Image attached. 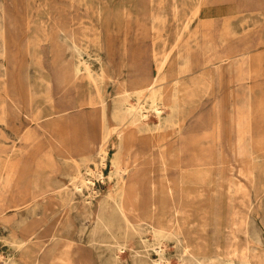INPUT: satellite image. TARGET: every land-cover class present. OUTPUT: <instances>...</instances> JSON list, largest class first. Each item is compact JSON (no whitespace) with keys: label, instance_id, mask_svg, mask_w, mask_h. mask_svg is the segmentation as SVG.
<instances>
[{"label":"rangeland","instance_id":"obj_1","mask_svg":"<svg viewBox=\"0 0 264 264\" xmlns=\"http://www.w3.org/2000/svg\"><path fill=\"white\" fill-rule=\"evenodd\" d=\"M201 2L197 14L191 16V21L188 22L190 24L184 28V21L186 17L192 14V8L197 0L195 3L194 0H0V87L12 95L19 106L16 109L9 104L0 109V148L19 146L20 142L23 141L21 136L24 134L31 135L34 145L29 153L15 154L11 157V162L17 167L16 187L12 188V195L7 196L6 203L8 202L7 204L10 206L17 204V206L9 208L0 216L2 219L0 234L4 235L6 240L13 238L9 229H15L17 232L22 231L31 221L39 220L41 211L45 207V203L40 205L37 209L39 215L37 211L30 212L28 210V203L30 204L31 201L29 189L31 188L32 173L39 170L29 166L28 162H32L37 156L52 155L58 168L55 177L60 179L58 185L62 184L61 188L72 187L71 180L74 179L73 175L78 171H81L84 176H88L85 171V159L90 151L88 144L91 138L90 134L102 122L92 110V103H90L91 105H81L83 99L99 101V98L95 93L97 92L96 85L78 79V73L75 72L76 67L74 68L73 65V56H78V53L75 54L77 49H74L73 42L76 45L80 43L78 49L83 56L87 55L86 52L91 54L99 88L110 107L106 124L112 127L118 124V121L113 119L110 114L112 105L116 104L112 102L116 83L115 81L111 83L108 77L103 79L96 53L102 48V52L110 62V66L108 65L105 70L111 77L121 78L122 74L130 68H136V72L149 75L156 68L159 52L164 47L163 43L173 41L179 33V35L181 34L179 44L186 41L190 47L193 46V52L197 56L203 48L204 37L208 49L214 53L225 56L226 54L245 52L238 56L241 59V72H239L241 80L237 78L238 71L236 69L228 70V65L223 63L220 68L218 64L210 65V71L214 78L208 89L197 86L192 80L188 79L187 81L188 86H191L190 88L197 94V99L190 103L185 111L182 128L177 133V144L182 142L185 137L204 140L203 154L209 159L208 162L211 161V164L209 162L211 172L204 178L206 187L202 191V195L188 201L184 211L177 213L178 218L182 221V227L180 229L174 228L173 237L171 238V235L163 240L165 255L163 254L164 258L161 264H200L202 262V264H222L225 261V264H247L246 260L255 264L251 259L253 256L254 258L264 256V177H262L264 175V0H202ZM173 4L175 5L174 8ZM157 15L162 18L158 19ZM160 20L163 22H158ZM73 33L74 37L80 38H82L83 33H86L90 38L89 49L84 48L81 39H74ZM164 37H166L165 40ZM221 38L222 40H220ZM184 53L185 51L182 52L183 55L186 54ZM258 54L259 56H257ZM194 71L198 73L197 68ZM100 77L102 78L100 79ZM58 80L63 81L65 85L68 84L67 87L58 86ZM46 81L51 89L52 102L55 105L69 101L73 97V99L75 98L74 101L77 102V107L68 108V113L61 112L62 115L58 117L52 102H44V97L41 96L46 89ZM25 83L35 85L33 87L35 95L32 100L34 101L33 109L31 110L27 108V104L19 95L18 88ZM79 90L83 92L78 93ZM106 91H108V95ZM77 93L78 95H76ZM2 100L3 97L0 93V103ZM130 100L135 101L134 97H131ZM217 101H223L220 106L221 115L214 109ZM241 107H246L249 110L251 136L246 137L244 134L242 145L237 147L233 145L236 138L235 132L232 129L227 130V120L232 109L236 110ZM34 110L43 114L39 125H37V121L27 118L26 113ZM46 113H49L48 116ZM55 119H59L60 126L56 129L49 128ZM5 122L7 123L5 124ZM113 135L115 134L113 133ZM114 138L111 140L117 141ZM166 146L167 144H165ZM127 147L129 148L128 152L116 150V148L111 150V153L116 151L117 156L120 157L117 166H122L126 162L127 164L130 163L131 168L128 175L125 176L126 180L128 182L135 180L134 182H140L141 185L146 186L148 179L143 176L142 170L135 167L133 158L138 152H150L151 150L143 144L131 143L129 140H127ZM249 154L256 156L252 172L250 167L245 164V158H240ZM126 157L128 160L124 159ZM3 172L5 173V169L0 168V173ZM218 173L223 174V177L230 181L227 182L223 179L219 182L215 180L214 177L218 176ZM120 177V175L113 173L110 180L104 179L102 181L99 179L91 188H83L81 192L74 191L67 212L62 219L60 218V222L56 223V237L44 239L40 249H38L39 256H42L44 250L54 241L70 242V250H75L82 245H90L94 235L98 247V250H95L103 257H111L110 255L114 253V248L119 242L123 245L121 256L127 258L130 263L135 253L136 256L141 255L147 259L143 260L144 264H158L153 262L158 257L157 253L150 250V246H145L140 239V235L143 234L151 240L153 238L152 231L146 229L143 231L144 233H138L131 229L125 237L124 231L128 227L121 219L115 205V200L118 199L119 184L122 181ZM39 186V189L44 187L43 181L39 182ZM147 203L148 195L142 194L138 200L139 206L141 205L140 207L143 209ZM59 208V204L53 203L45 211L44 219L47 224L56 221ZM108 210L110 213H107ZM172 212L169 211L168 214L171 219L175 218L176 215L175 212ZM104 213L106 214L105 217L111 214L115 218V220L110 219L112 223L109 220L111 224L107 225L108 228L100 225L99 222ZM130 219L131 223L136 226L135 216L131 215ZM98 223L99 225L96 226ZM78 230L79 232H77ZM241 243L245 246L241 247ZM107 245L109 246L108 249ZM182 246L183 249L181 250ZM251 247L254 248V252ZM147 249L149 255L145 254ZM0 251L4 256L10 252V246L3 242V239H0ZM182 251L184 254L181 253ZM54 254L60 256L61 253L56 249ZM108 254L110 255L108 256ZM210 254L216 258H210L212 257ZM202 255H204L203 260L201 259ZM81 263L92 264L88 246L83 249Z\"/></svg>","mask_w":264,"mask_h":264},{"label":"bare ground","instance_id":"obj_2","mask_svg":"<svg viewBox=\"0 0 264 264\" xmlns=\"http://www.w3.org/2000/svg\"><path fill=\"white\" fill-rule=\"evenodd\" d=\"M201 1L202 0H197V3L192 8V14L190 16L186 17V20L184 21V28H186L188 22L191 21V16L197 14V11L201 7V3H202ZM194 3H195V0H194ZM174 7H175V5L173 4V8ZM184 12H185V10H184ZM157 16H158L157 17L158 19L162 18V17H160V15H157ZM227 20H228V18H227ZM158 22L162 23L163 21L160 20ZM224 25H221V26H224ZM227 26H226V28H227ZM196 29H197V27H196ZM204 29H206V28L204 27ZM143 30H144V28H143ZM140 31H142L141 28H140ZM195 32H197V31H195ZM239 34H240V32H239ZM74 36L75 35L73 33L72 37H74ZM81 36H82V38L74 37V39H76V38L81 39L83 44H84V48L89 49L90 38L87 36L86 33L85 34L83 33ZM180 36H181V34L179 35V33H177V35L173 39V41L163 43L164 47L159 52V58L157 61L156 68L149 75H144L140 72H136L135 71V70H137L136 68H130L126 72H124L125 75L122 74L123 76L121 78L111 77V75L107 72V70H105V68L108 67V65L110 66V62H109L107 56L102 52V50H101L102 48L99 49L98 53H96L97 58H99V62H100L99 66L101 68V72L103 73V76H102L103 79H104V77L105 78L108 77L111 83L113 81H115V83H116V86H115L116 91L112 97V102H114L116 104L112 105V107H111L112 109L110 111L111 112L110 114H111L113 119L118 121V124L116 126H112V127L108 126L106 124L107 113H108V109L110 107L108 106V102L104 98V94H102V91L99 88L97 74L95 72V69L93 68V62L91 61V54H90V52H86L87 55L83 56L81 51L78 49V46L80 43L78 45H76L75 42H73L74 43L73 44L74 49L75 50L77 49L76 51L74 50L76 52L75 54L78 53L77 54L78 56H76V55L73 56V65H74V68L76 67L75 72L78 73V74L76 73L78 75V79H80V81L90 82V83H92V85L93 84L96 85V89H97L96 91L97 92H95V93H97V97L99 98V101H93L91 99H83L81 101V105H87V104L91 105L90 103H92V107H93L92 110L95 112V114H97L99 116V118L101 119V122H102L100 124V126L96 130H94L92 134H90L91 138H90V141L88 142V144L90 146V151H89V154L87 155V157L85 159V161H86L85 171L88 173V176L87 175L84 176V174H82L81 171H78L75 175H73L74 179L71 180L72 187L61 188L62 184L60 186L58 185V183L60 182V179H57V177H55V174L57 173L58 168H57V165L55 162V158L52 155H50V154L45 155V157L43 155L37 156L35 158V160H33L32 162H28L29 166L39 169L38 171H33V173H32V179H31V183H30L31 188L29 189L30 195H31V201H30V204L28 203V205H29L28 210H30V212H32V211L36 212L37 209L40 207V205H42L43 203H45V207H44L43 211L40 210L41 216L39 217V220L31 221L27 226L24 227V229H22V231L20 230L19 232H17L15 229H9L8 228L9 233L12 234V236H13L12 240H6L5 236L0 234V239L1 240L3 239V242L7 243L10 246V252L8 253L7 256L2 255V253L0 251V264H82L81 261H82V257H83V249L85 248V246H88V249L90 251L92 264H144L143 260H145L146 258H144V256L141 257V255L136 256L135 253H134L133 257L131 256L132 257L131 263L127 260V258L122 257L121 253H122L123 245L120 244L119 242H117V246L114 248V250H115L114 253L112 255L108 254V256L110 255L111 257H105V256L103 257L102 254L100 255V253L95 250V249L98 250V247L95 243L94 235L91 238L90 245H82L80 248H77L75 250H70V242L54 241L53 244H49L47 249L44 250L42 256H39V254H38V249H40V247H41V245L44 242V239L46 237L51 238V239L56 237L55 236V233L57 232V228H56L57 224L56 223H58V221L60 222V220L64 217L65 213L67 212L68 205L70 204V201H72V199H73V192L76 190L81 192L83 190V188H85V189L91 188V186L94 185L95 181L99 180V179H102V181L104 179L110 180L111 175L113 173L114 174L116 173L118 176L120 175L121 176L120 178L122 180L119 184L120 186H119V192H118V199L115 200V203H116L115 205L117 207L116 210L119 213L121 219L123 220V222L128 227V229H125V231H124L125 237H127L128 233L131 229H133L134 231L136 230L138 233H144L143 231L146 229L152 231V237L153 238L151 240L147 239L143 234L140 235V239L145 246L146 245L150 246V250L157 253L158 257L155 260H153V262L158 263V264H161L163 262V258H164L163 257L164 247L162 244L163 240L168 238L172 234H174L173 233L174 228L180 229L182 227V221L178 218L177 213H182L184 211L186 203L188 201H190L191 199H194V198H198L202 195V191L206 187L205 183H204V180H205L204 178L207 174H209L211 172L210 166H209V162L211 164V161L208 162L209 159H207L203 154L204 140H200V139H197L195 137H188V138L185 137V138H183L182 142H179L177 144V141H178L177 140V133L182 128V125H183L182 120H183V116L185 114V111H186L188 105L197 99V94L195 93V91L192 88H190L191 86L190 87L188 86L187 81H188V79L192 80V82H194L197 86L208 89V87H210L212 85V81L214 78V75H212V73L210 71V65L211 64H218V66L220 68L221 64H223V63H226V65H228V70L229 69H232V70L236 69L238 71V76L237 75L236 76H237V78H240L239 72H241V59L238 56H240L242 53L245 52V51H241V52H237V53L226 54L225 56L214 53L208 49L209 47H208V44L206 43V39L204 37L203 38L204 41L202 43L203 48H202L199 56H197V54L195 55L193 52V49H192L193 46L190 47V45L186 41L179 44V41L181 38ZM140 37H141V35H140ZM83 38H85V39L83 40ZM165 38L166 37H164V40H165ZM185 39H187V38L185 37ZM220 40H222V38ZM260 43H262V42H260ZM70 48H72V47H70ZM184 51L186 53V54L184 53L185 55L182 54V52H184ZM154 53L156 54L157 52H154ZM96 55H95V53L93 54L94 59L96 58ZM257 56H259V54ZM69 58H70V55H69ZM68 68H69V66H68ZM195 68L198 69V73H196V71H194ZM255 69H257V68H255ZM229 73H230V71H229ZM43 75H44V73H43ZM64 75H65V73H64ZM102 77H100V79ZM244 77H242V78H244ZM240 80H241V78H240ZM100 82H102V81H100ZM38 84H39V82H38ZM45 85H46V89L43 92V95H41L42 97H44L43 101L44 102H52L51 89L49 88L47 81H46ZM67 85H65L63 83V81L58 80V86L67 87ZM84 85H85V83H84ZM34 86L31 84L25 83V84H22L18 88L19 95L24 100V103L27 104L26 105V106H28L27 108H29L30 110L33 109L32 105H33L34 101H32V100H33V97L35 96L34 95V88H33ZM85 88H86V86H85ZM80 91H82V90H79L78 93H80ZM35 92H37V91L35 90ZM107 92L108 91H106V94H107ZM0 93L2 94V97H3L2 103H0V109L4 108V105L8 106L9 104H10V106L15 107L16 109L19 108V106L15 102L13 96L8 94V92L5 89L3 90L0 87ZM78 93L76 95H78ZM39 94H37V95H39ZM19 95H17V96H19ZM14 97H16V96H14ZM131 97H134L135 101L133 100V102H132L130 100ZM74 99L72 97L71 100L60 102V103H57L56 105L52 102L54 108L56 109V111L58 113V117H60L62 115L61 112H67L68 108L77 107V105H76L77 102H75ZM243 99H246V98H243ZM223 101H224V99H223ZM94 102H96L97 105ZM222 102L217 101L216 105H214V109L216 110V112H219V114H220V106H221ZM21 104H22V102H21ZM21 106H23V105H21ZM39 106H40V103H39ZM242 106H243V104H242ZM84 107H87V106H84ZM22 108H20V109H22ZM5 112H6V109H5ZM212 112H214V111H212ZM225 112H226V110H225ZM80 113H81V111H80ZM48 114L49 113H46V116H48ZM8 115H9V113H8ZM26 115H27L28 120L30 119V120L37 121V125L40 124V119L43 116V114L40 111H35V110L26 113ZM50 115H51V113H50ZM215 116L217 117V115H215ZM214 120H215V118H214ZM217 122H218V120H217ZM6 123L7 122H5V124ZM227 125H228L227 130L232 129L235 132L236 138L234 140L233 145L240 147L242 145V140H243L242 136L244 134H246L245 135L246 137L251 136L250 113H249L248 108L241 107V108H238L236 110L232 109L231 113L229 114L228 120H227ZM59 126H60L59 119H55L51 122V126L49 128L56 129ZM113 133L115 135H113ZM208 134H210V133H208ZM111 138H114V140H117V141H113V140H111ZM21 139L23 141L20 142V145L18 144L19 146L13 145L10 148H5V149L0 148V168L5 169V173L4 172L0 173V216L3 215L9 208H11V207L15 208V206H17V204L10 206L9 204H7L8 202L6 203L7 196L9 194L12 195V188L14 186L16 187L15 177H16L17 167H16V165H14L11 162V157L15 154L29 153L31 147L32 146L34 147V145L32 144L31 135L24 134L21 136ZM127 140H129L131 143L138 142L139 144H143L144 146H146L147 148H149L151 150L150 152H142L140 150L141 152L136 153L134 155V158H133V162L135 163V167L137 169L142 170L143 176L148 179L146 186L141 185L140 182H134L135 180H133V182H128L126 180L127 178L125 176L128 175V172L131 168L130 163L127 164V162H126L122 166H117L118 159H120V157L117 156L116 151H114V153H111V150L114 148H116V150L120 149L122 151L128 152L129 148L127 147ZM165 144H167L166 147H165ZM250 153H254V152L252 151ZM25 155H27V154H25ZM255 157L252 154H249L245 157H240L242 159L245 158V161H246L245 164H247L250 167L251 172H252V167L254 164ZM208 158H209V156H208ZM124 159L126 160L127 157ZM64 160H66V159H64ZM32 164H34V165H32ZM213 176H215V175L213 174ZM247 177H249V176H247ZM258 177H259V175H258ZM262 177H264V175H262ZM24 179H26V178H24ZM214 179L218 180V181L223 180V179H225L227 182L230 181L229 179L224 178L223 174H221V173H218V176L214 177ZM40 181H43V184H44V187L41 189H39V187H40L39 182ZM211 183H212V181H211ZM218 189H219V187H218ZM111 191H113V190H111ZM244 192H246V191H244ZM107 193H110V192H107ZM113 193H114V191H113ZM21 194H23V193H21ZM142 194L148 195L147 206H145L143 209L140 207L141 205L139 206V204H138L139 197ZM15 195H17V194H15ZM11 197H13V196H11ZM14 198H15V196H14ZM8 199H9V197H8ZM13 200H15V199H13ZM16 200H18V199H16ZM100 201L102 203V200H100ZM53 203L59 204L60 208H59L58 213L56 214V219H55L56 221L53 223L47 224L46 220L44 219L45 218L44 217L45 211L48 210L50 208V205H52ZM18 207H20V206H18ZM112 210H113V208H112ZM169 211H171V212L173 211L176 213L175 218H173V219L170 218V216L168 215ZM226 211H228V210H226ZM98 212H100V211H98ZM37 213H38V211H37ZM101 213H102V211H101ZM107 213H110V211ZM53 214H54V212H53ZM89 214H91V213H89ZM98 214L100 215V213H98ZM226 214H227V212H226ZM38 215H39V213H38ZM105 215L106 214L104 213L103 217L101 216V219L99 221L100 225L107 226L110 223V221L112 223V220H110V219H112L113 216L111 214H108L105 217ZM131 215L135 216L134 222H135L136 226L133 225V223H131V219H130ZM51 216H52V214H51ZM97 217H99V216H97ZM214 218H215V216H214ZM113 219L115 220V218H113ZM121 219H120V221H121ZM1 221H2V219L0 217V223H1ZM244 221H245V218H244ZM42 222H44V223L42 224ZM94 222H96V221H94ZM23 223H25V222H23ZM84 225H86V224H84ZM98 225H99V223L96 226H98ZM220 226H221V224H220ZM106 228H108V226ZM106 228H105V230H106ZM101 229H103V228H101ZM79 230L77 232H79ZM82 230H84L83 227H82ZM105 230H104V232H105ZM110 230H111V226H110ZM235 231H236V229H235ZM246 231H247V229H246ZM104 232H103V234H104ZM109 232H111V231H109ZM179 232L182 233L181 231H179ZM145 233H147V232H145ZM79 235H80V233H79ZM98 236H100V235H98ZM101 236H104V235L101 234ZM106 236H108V235H106ZM172 237H173V235L171 236V238ZM178 239H180V238H178ZM202 239H203V237H202ZM252 239H253V237H252ZM106 242H108V241L106 240ZM248 242H249V240H248ZM180 243H182V242L180 241ZM215 245H217V244L215 243ZM240 245H241V247L245 246V245L243 246L242 243ZM250 245H251V243H250ZM205 246H206V244H205ZM108 247L109 246L107 245V249H108ZM56 249L61 253V254H59L60 256L54 254V250H56ZM182 249H183V246H182L181 250ZM231 249H233V248H231ZM253 249L254 248L251 247L252 251H253ZM188 250H189V247H188ZM240 250H241V248H240ZM148 251L149 250L147 249L145 252L146 255H149ZM181 253H183V251ZM235 253H236V251H235ZM217 254H214V255H217ZM197 255H200V254H197ZM252 255H255V254H252ZM203 256L204 255L201 256V259ZM183 257H184V255H183ZM214 257L212 256L210 258L213 259ZM250 257H249V259H250ZM242 258H243V255H242ZM253 258H254V256H253ZM253 258H251V259H252V261H254L255 264H264V256H262V258L256 257V258H254V260H253ZM235 260H233V261H235ZM196 261H198V260H196ZM220 261H221V258H220ZM222 261H223V259H222ZM242 261H243V259H242ZM246 262H247V264H252V262H250V260H248V261L246 260ZM202 263H200V264H202ZM223 263L225 264L226 261ZM219 264H221V263H219Z\"/></svg>","mask_w":264,"mask_h":264}]
</instances>
